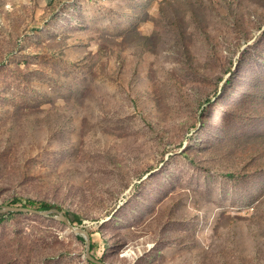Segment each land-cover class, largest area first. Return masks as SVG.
Instances as JSON below:
<instances>
[{
	"label": "rangeland",
	"instance_id": "374dc122",
	"mask_svg": "<svg viewBox=\"0 0 264 264\" xmlns=\"http://www.w3.org/2000/svg\"><path fill=\"white\" fill-rule=\"evenodd\" d=\"M16 198L108 264H264V0H0ZM1 214L0 264H91L56 213Z\"/></svg>",
	"mask_w": 264,
	"mask_h": 264
},
{
	"label": "water",
	"instance_id": "95a60500",
	"mask_svg": "<svg viewBox=\"0 0 264 264\" xmlns=\"http://www.w3.org/2000/svg\"><path fill=\"white\" fill-rule=\"evenodd\" d=\"M5 212H28V213H35V214H41V215H46V216H52L53 213H56L57 215L54 216L55 218H57L58 220L64 222L65 224H67V226L76 234L80 235H84L87 239V248H86V257L89 261L94 262L96 264H107L104 263L102 261H100L99 259H97L96 257H94L91 253V243H92V239L90 234L82 228H78L76 226H74L70 220L68 219V217L66 215H64L62 212L52 209V210H47V211H40L37 209H33V208H28V207H23V206H5L2 209H0V214L1 213H5Z\"/></svg>",
	"mask_w": 264,
	"mask_h": 264
},
{
	"label": "trees",
	"instance_id": "16d2710c",
	"mask_svg": "<svg viewBox=\"0 0 264 264\" xmlns=\"http://www.w3.org/2000/svg\"><path fill=\"white\" fill-rule=\"evenodd\" d=\"M22 202V199L20 198H16L14 199L13 203L11 205H8V206H23V207H28V208H33L35 209L34 207L39 204V207H37L36 209L37 210H40V211H47V210H52V209H55V210H58L61 212V209L59 207H56L54 205H51L49 204L48 202H40L38 203L37 201L35 200H31V199H28V200H25V203H21ZM19 203H21V205H19ZM9 213H14V212H9ZM4 215L5 214H0V220H2L4 218ZM68 219L70 220V222L73 224L75 222V215H72V214H68L66 213L65 214ZM82 238V237H81ZM94 249V243L91 244V252L93 251ZM93 255V254H92ZM95 257V255H93ZM98 259V258H97ZM100 261L104 262V263H107L106 261L104 260H101L99 259ZM91 264H96L94 262H91L89 261ZM108 264V263H107Z\"/></svg>",
	"mask_w": 264,
	"mask_h": 264
}]
</instances>
